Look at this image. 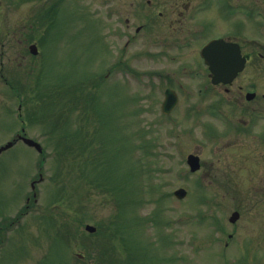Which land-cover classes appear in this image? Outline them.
<instances>
[{
	"label": "rangeland",
	"instance_id": "374dc122",
	"mask_svg": "<svg viewBox=\"0 0 264 264\" xmlns=\"http://www.w3.org/2000/svg\"><path fill=\"white\" fill-rule=\"evenodd\" d=\"M101 1L0 0V146L25 127L44 148L19 141L0 155V264H264L259 236L229 238L247 180L232 167L236 137L209 111L242 107L230 105L223 84L210 85L207 69L182 67L200 60L196 49L151 47L144 33L127 46L131 33ZM55 2V17L41 18ZM80 85L84 95L71 99ZM167 87L179 94L169 114ZM77 131L76 143L89 147L59 155L57 140L62 150L64 132ZM189 153L200 156L199 170Z\"/></svg>",
	"mask_w": 264,
	"mask_h": 264
},
{
	"label": "flooded vegetation",
	"instance_id": "af4514ba",
	"mask_svg": "<svg viewBox=\"0 0 264 264\" xmlns=\"http://www.w3.org/2000/svg\"><path fill=\"white\" fill-rule=\"evenodd\" d=\"M101 2L104 4V8H101L102 11L105 10L104 14L111 21H123V31L131 33L126 41L127 46L138 34L144 33V43L148 42L151 47L159 44L162 49L177 48L181 51L194 48L196 49L194 56H198L200 60H193L190 57L192 60L182 67L204 68L209 71V65L201 57V48L212 39H222L220 47L223 58L245 60L243 70L235 79L229 84H223L226 94H229L227 101L230 105L234 107L240 105L242 108L222 110V113H219L221 110L209 111L212 116L220 117L226 136L236 137L229 142L231 147H237L239 151V156L232 163V167H236L237 174L243 177L242 180H247L244 184L247 195H244L245 201L242 197L241 206L235 209L238 210L239 217L237 221L231 223L233 231L228 233L229 238L235 237L241 231V235L254 234L264 242V108L261 109L262 103L264 104V0ZM134 21L140 22L134 25ZM206 29L212 33L205 34ZM111 30L116 33L118 27L114 26ZM168 31L172 35L166 39V33L164 35L161 33ZM113 62L115 69L124 66L120 56ZM248 70L251 72L250 79L238 84L239 93L233 92L235 83ZM209 76L210 81H206L211 83L210 72ZM2 77L7 79L4 72ZM218 101V104H222L221 99ZM259 104L261 106L257 108ZM23 129L17 135L24 133ZM255 178V182H248ZM244 219L250 225L248 226L245 221L246 227L238 228L239 222ZM244 230L247 231L243 232Z\"/></svg>",
	"mask_w": 264,
	"mask_h": 264
},
{
	"label": "water",
	"instance_id": "95a60500",
	"mask_svg": "<svg viewBox=\"0 0 264 264\" xmlns=\"http://www.w3.org/2000/svg\"><path fill=\"white\" fill-rule=\"evenodd\" d=\"M221 44L222 39H217L211 41L208 45H206L202 51L203 56L205 57L206 62L210 65V70L212 72V81L214 83L224 82L229 83L231 82L243 69L244 66V59H225L222 57V50H221ZM30 49L33 53H37V45L32 44L30 46ZM178 102V96L175 92V90L171 88H167L165 91V99L162 104V109L164 112L169 113L171 110L174 109V107L177 105ZM23 140L31 145L35 146L38 151H43L42 145L30 138V137H23ZM15 140H11L7 142L5 145L0 147V153L11 147L14 144ZM187 162L190 165V168L192 171H195L200 168V157L197 154L190 153L187 157ZM43 179V175L40 174V178ZM32 186L35 187V182L32 183ZM174 194L178 198H183L187 194V190L184 187H179L174 191ZM239 217V213L237 211L233 212V214L230 217L231 221H236ZM86 230L90 232L96 231V226L92 224H86L85 226Z\"/></svg>",
	"mask_w": 264,
	"mask_h": 264
},
{
	"label": "trees",
	"instance_id": "16d2710c",
	"mask_svg": "<svg viewBox=\"0 0 264 264\" xmlns=\"http://www.w3.org/2000/svg\"><path fill=\"white\" fill-rule=\"evenodd\" d=\"M50 13L51 12V9L50 8H48L46 11H45V14H41L40 15V17L42 18L44 15H45V17L47 16V13ZM52 17V16H51ZM83 86L82 85H80V87H78V90L80 91V89L82 88ZM76 91H77V89H76ZM80 94V95H79ZM79 94H75V95H73L74 97H72L71 99H73V100H75V99H77L78 97H81V96H83L84 95V93H81V91H80V93ZM82 98H80V99H78L77 101H80ZM86 100L88 101L89 100V98L87 99L86 98ZM51 104H53V102L51 101L50 102V107L49 108H51L50 109V111H52V109L54 108V107H52L51 106ZM43 115L41 116L42 118H46V116L48 115V113L46 112V111H44L43 110ZM53 112V111H52ZM29 117V116H28ZM32 117H33V115H32ZM78 133V131L77 132H64V135H63V138H65V139H67V140H65V142H66V147H63V149L61 150V149H59V147H61L62 146V143H61V140H57V142H56V144L55 145H57V147H56V150H57V152L59 153V155L61 154H63L65 151H69L71 154H73V156H74V158L76 157V156H78V155H80V154H82L84 151H85V149L87 148V147H89V145L91 144H89V143H76L77 142V139H78V137H79V134H77ZM94 143V142H93ZM95 144V143H94ZM70 145H73V147H71ZM78 145V146H77ZM77 146V147H76ZM80 148V149H79ZM82 148V149H81ZM74 149H79V152L77 153V154H75L74 155ZM79 157V156H78ZM113 190L115 191V192H118V191H121V189H119L118 187H113ZM103 227V226H102ZM104 229L105 228H107V229H109V227H103ZM110 230V229H109ZM106 234H109V236H107V238H106V240H113L114 238H113V236H115V235H113V234H111V233H109V232H106ZM105 251V250H104ZM87 258V257H86Z\"/></svg>",
	"mask_w": 264,
	"mask_h": 264
}]
</instances>
